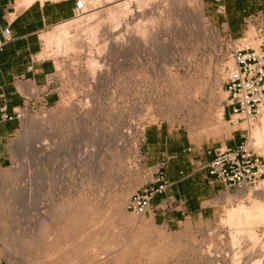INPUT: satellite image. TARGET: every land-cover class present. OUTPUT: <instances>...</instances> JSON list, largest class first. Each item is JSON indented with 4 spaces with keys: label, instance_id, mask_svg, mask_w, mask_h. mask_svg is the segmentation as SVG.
<instances>
[{
    "label": "rangeland",
    "instance_id": "rangeland-1",
    "mask_svg": "<svg viewBox=\"0 0 264 264\" xmlns=\"http://www.w3.org/2000/svg\"><path fill=\"white\" fill-rule=\"evenodd\" d=\"M145 1L139 9L130 7L128 28L125 23L120 28L104 27L109 22L100 19L95 41H88V31L78 32L77 52H57L55 44L44 49L43 57L56 64L57 73L50 80L56 78L54 88L59 101L32 111L25 109L29 113L26 119L24 110L20 111L21 129L10 143L13 162L0 168V258L6 264H264V232L255 227L256 239L252 241L242 228L239 231L226 223L227 211L240 203L247 205L253 199L264 202V176L254 186L228 192L222 188L209 196L203 204L204 210L210 211L207 219L198 213L175 228L161 226L147 214L137 215L128 208L134 194L152 187L151 178L143 169L135 171L130 167L125 151L129 145L119 149L108 138L112 131L115 137V131L105 129L111 125L123 129L127 123L125 96L122 107H118L122 119L110 112L112 95L115 91L122 95L127 83L119 71L123 66L118 56L122 48L133 42L131 36L137 35L138 42L161 50L159 42L169 29H175L173 40L188 54L187 65L174 67L185 81L181 88L191 97L183 99L187 111L179 118L184 119L185 126H181L191 143L192 151L187 156L202 167L214 149L224 148L233 137L236 140L244 136L241 143L245 142L246 124L240 121L229 125L227 112L221 115L226 97L222 89L225 50L220 46L215 74L212 46L216 38H224L219 26L220 16H225L232 38H247L246 44L256 49L264 37V0H207V8L204 0ZM237 4L249 8L238 11ZM101 6L102 3L96 12L102 11ZM218 6H225V14L216 12ZM88 10L89 15L95 13ZM259 13L262 17L257 18ZM79 18H70L62 26L74 24ZM55 27L45 34L52 33ZM149 32L154 33V42L140 38ZM93 57L97 65L90 68L88 62ZM140 67L143 70L137 67L139 81L134 89L139 94L136 115L150 121L147 113L152 110V91L158 95L174 85L164 78L163 64L152 69L148 60L142 61ZM101 102L107 103L106 108ZM173 104H180L178 93L173 97L159 96L154 106L167 119V110ZM165 106L167 109L162 111ZM263 113L248 130L247 144L264 163V133H259V146L252 143L250 135L255 127H261ZM173 116L177 120L176 112ZM152 122L155 121L146 123ZM199 149L201 155L196 152ZM209 151L211 154H207ZM168 180H176L175 173Z\"/></svg>",
    "mask_w": 264,
    "mask_h": 264
},
{
    "label": "built area",
    "instance_id": "built-area-1",
    "mask_svg": "<svg viewBox=\"0 0 264 264\" xmlns=\"http://www.w3.org/2000/svg\"><path fill=\"white\" fill-rule=\"evenodd\" d=\"M74 2L72 18H79L86 11L85 4L82 0H74ZM218 2H220V0H215V3ZM216 11L218 14L223 15L226 12V8L225 6H218ZM260 17H262L261 13L257 14V18ZM219 28L225 35L222 41L216 38L217 43L215 46H212V54L215 56L216 63L213 66V72L216 74L220 46L225 50L222 57L224 60L222 71L225 73L222 89L226 95L225 99L222 101L223 113L224 111L227 112V123L229 125L235 126L240 121H243V123L246 124V129L244 130L247 136L245 142L240 143L238 146L214 149L212 151L213 159L205 166L209 176L214 178L222 186L223 190L228 192L235 188L254 186L264 176V163L258 155H255L252 149H248L247 144L249 141L248 130L254 126L258 117L264 111V37L260 40L257 48L252 49L249 44H246L247 38L234 40L228 27L221 25ZM175 33V29H169V32L164 35L162 41L159 42L162 47L161 50L157 47L156 49L147 42H138L137 35L134 37L131 36L129 39H133V42L131 43L129 41L118 55L121 59V63H123L119 71L123 76L122 79L127 80V83L123 87L122 95H118L116 91L114 95H112L111 101H113L114 104L110 112L122 119L121 117L123 114L118 113V107L119 105L122 107V99L125 96L127 99L125 112H128L126 119L127 123L126 127L123 129H120L117 125L107 126L105 129L106 131L109 130V132L110 130L115 131V137H113V134L109 135V132H107V136L109 135V141L113 140L116 147L120 149V147L129 145L128 150L125 149V151L128 154L127 163L130 167L135 171L143 169L151 178L149 183L152 187L139 191L130 199L131 201L129 202L128 208L132 209L137 215L147 214L152 199L156 195L163 194L169 185L165 173L160 167L148 168L145 165L146 157L141 151V146L144 142L147 128L150 126L169 125L176 131H186V129L181 126H185L183 123L184 119L181 118V120H179V118L187 111L186 104H183V99H190L191 97L186 96L188 92L181 88V85L185 81L181 79L179 70H176L174 67L187 65L188 61L186 56L188 54L180 43L173 40L175 38ZM2 35L3 41L0 42V51L4 44L9 41V29H5ZM240 41L245 43L244 47H241L240 43L237 44V42ZM148 60L152 64V69L155 66L163 64L165 70L164 78L170 80V83L174 85L173 88L168 89V92L163 91V93H159L158 95L156 91H152L150 95L152 110H149L147 116L150 113L148 119L155 122L150 124H147L150 122L147 118L142 117L140 119L139 116L136 115L139 106V94L134 90L136 81H139V70H137V67L142 71L143 68L140 67V64L142 61ZM229 61L232 62V65H227ZM118 62L121 64L120 61ZM14 86L21 91L23 99L26 102L22 110L28 109V111H32V109L37 106L48 107L46 102V89L38 90L35 87L23 85L21 79L16 80ZM175 93H178L180 97V104H173L167 110L170 116L167 119H165L166 116L162 118V115L158 114V110H155L154 105L158 104L159 96L173 97ZM191 100L194 101L195 98ZM35 102L36 105L34 106L32 103ZM100 104L106 108L107 103L101 102ZM164 109H167V107L165 106L162 111ZM22 110L15 113V117L19 120L22 118V114L20 113ZM80 110H83V108H80ZM174 112L177 113V120L173 119ZM12 118L13 117L8 115L5 111H0L1 121H9L12 120ZM179 122H181V124H179ZM233 132L235 133L237 131ZM240 139L243 140L244 136H241ZM207 154H211V152L209 151Z\"/></svg>",
    "mask_w": 264,
    "mask_h": 264
},
{
    "label": "crops",
    "instance_id": "crops-1",
    "mask_svg": "<svg viewBox=\"0 0 264 264\" xmlns=\"http://www.w3.org/2000/svg\"><path fill=\"white\" fill-rule=\"evenodd\" d=\"M74 3V0H37L28 7H22L20 0H0V42L3 41V31L9 29V41L0 51V111L13 117L9 121L0 120V168L13 162L10 143L21 129V120L15 117V113L26 105L14 82L21 79L23 85L38 90L46 89L48 106L59 101V94L54 88L56 78L50 80L56 75L57 68L53 59L42 56L43 37L50 28H57L70 21L68 19L73 17ZM204 4L206 8L210 5L207 0H204ZM247 8V5H239L238 11L244 12ZM220 17L221 25L229 27L226 17ZM32 104L35 106L36 102ZM184 132L176 131L169 125L150 126L141 146L146 157V167H160L169 184L163 194L152 199L147 213L149 219L165 227L180 226L187 218L198 213L202 219H207L210 211L203 208L205 200L223 191L222 186L209 176L205 168L213 159V154L199 167L200 163L187 156L192 149L189 147L191 143L188 134ZM240 137L236 140L233 137L232 141L225 143V147L238 146L241 143ZM196 152L202 154L200 149ZM172 172L176 180L169 183ZM0 264L6 262L0 258Z\"/></svg>",
    "mask_w": 264,
    "mask_h": 264
},
{
    "label": "bare ground",
    "instance_id": "bare-ground-1",
    "mask_svg": "<svg viewBox=\"0 0 264 264\" xmlns=\"http://www.w3.org/2000/svg\"><path fill=\"white\" fill-rule=\"evenodd\" d=\"M35 1H37V0H20L22 7H28L29 5H31ZM39 1L43 2L46 0H39ZM49 1H58V0H49ZM82 1L85 4L86 11L78 19L79 21L75 22L74 24H71L69 26H66V27L61 25V26L55 28V30L52 33L45 35L43 37L44 49H48V48L51 49L50 47H52V45L55 44L56 48H57V52H60V53L61 52H69V51L77 52L80 49V46L77 43V37H79L78 32L83 31V30L88 31L87 32L88 34L86 33L88 35V37H87L88 41L89 42H93V40L95 41V39H97V32H98V30H100V29H98V27H101L100 19H103V20L107 19L109 23H112L111 25H109V23H108L107 26L103 25L104 27L120 28L119 25H121V23H125V28H128L131 26L127 22L128 16L131 14L130 7L132 5H134L136 7V9H139L145 0H82ZM101 3L103 4V7L101 6L103 8L102 11L96 12L97 11L96 9L99 8L98 6ZM146 5H148V4H146ZM88 9H92L93 11L95 10V13L92 12L93 14L89 15L91 12ZM88 11L90 13H88ZM117 26H119V27H117ZM150 26H149V28H150ZM140 38H142L143 40L152 39L153 42L155 41L154 33H150V32L147 33L146 35H142ZM89 42H87V43H89ZM155 43L157 44V42H155ZM101 48L103 49V46ZM161 49H162V47H161ZM98 54H100V53H98ZM42 56H43V54H42ZM88 64H89L88 66H90V68H94L97 65L95 57H93L88 62ZM26 110L24 109V111H23V116L25 119L27 118V114H29ZM221 111H222L221 115H223V109ZM260 122H261V127L260 126L255 127L251 131V134H250L251 140L253 141L252 143L255 146H259L262 144L261 143L262 140H260L261 137H259L260 136L259 133L261 131L264 133V113H263V116H262ZM111 134H113V131L111 132ZM261 150H262L261 154H263V156H264V146L262 147ZM262 184L264 185V181L261 182V186H262ZM256 191H258V190H256ZM256 194H257V192H256ZM236 199H238V198H236ZM228 211H227L228 214H227V218H226V223L230 224V225H234L233 226L234 228L236 226V228H238L239 231L242 228L243 231H245L246 235L250 238L249 240L253 241L254 239H256L255 227L261 229L264 232V219L262 220V218L264 217V202H262L261 200L253 199L247 205L245 203H240L236 208H234L232 210H228ZM259 215H263V217L261 216L260 220H258ZM255 217L256 218L258 217V219L255 220ZM239 231H237V232H239ZM239 234H240V232H239ZM250 246H251V244H250ZM246 254H247L246 256L248 257V253H246ZM249 254H251V253H249ZM250 256L252 258V254ZM259 264H262V262L260 261Z\"/></svg>",
    "mask_w": 264,
    "mask_h": 264
},
{
    "label": "trees",
    "instance_id": "trees-1",
    "mask_svg": "<svg viewBox=\"0 0 264 264\" xmlns=\"http://www.w3.org/2000/svg\"><path fill=\"white\" fill-rule=\"evenodd\" d=\"M236 10H239V5L238 4L236 5Z\"/></svg>",
    "mask_w": 264,
    "mask_h": 264
}]
</instances>
